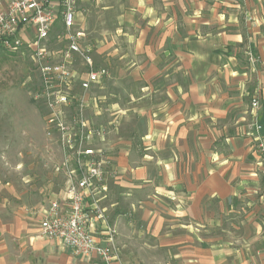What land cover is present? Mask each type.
I'll return each instance as SVG.
<instances>
[{
	"label": "crops",
	"instance_id": "obj_1",
	"mask_svg": "<svg viewBox=\"0 0 264 264\" xmlns=\"http://www.w3.org/2000/svg\"><path fill=\"white\" fill-rule=\"evenodd\" d=\"M120 5L116 37L132 52L116 47L117 59L128 60L126 74L140 84L139 95L129 93V107L118 112L121 128L126 113L147 123L140 146L122 134L110 143L109 168L117 174L106 179L99 205L121 263L159 264L156 252L179 249L190 258L178 264H264V176L257 142L247 125L233 134L219 126L227 120L236 127L248 111L254 114L252 103L221 94L223 71L240 97L259 99L264 141V0ZM187 9L191 16H184ZM240 44L259 69L234 67ZM223 59L229 62L221 67ZM249 71H256L255 78ZM51 166L39 170L52 172ZM51 175L30 197L0 178V264H103L40 236L45 211L63 198L67 184ZM104 223L93 220L102 240L108 237Z\"/></svg>",
	"mask_w": 264,
	"mask_h": 264
},
{
	"label": "built area",
	"instance_id": "obj_2",
	"mask_svg": "<svg viewBox=\"0 0 264 264\" xmlns=\"http://www.w3.org/2000/svg\"><path fill=\"white\" fill-rule=\"evenodd\" d=\"M77 1L0 0V51L16 54L26 49L31 53L39 77L36 100L48 110L47 136L61 149V162L55 169L65 174L67 184L63 198L52 200L45 211L40 236L59 241L75 256L122 264L113 231L99 205L107 191L112 159L111 151L97 142L106 141L107 131L88 117L97 102L93 90L110 74L107 68L97 66L88 34L77 23ZM59 25L60 35L52 37ZM55 38L63 44L59 49H51ZM259 108L254 99L250 134L257 142L258 167L264 176ZM94 219L105 222L107 238L97 236Z\"/></svg>",
	"mask_w": 264,
	"mask_h": 264
},
{
	"label": "rangeland",
	"instance_id": "obj_3",
	"mask_svg": "<svg viewBox=\"0 0 264 264\" xmlns=\"http://www.w3.org/2000/svg\"><path fill=\"white\" fill-rule=\"evenodd\" d=\"M124 1L126 0L77 1V23L88 34V43L93 49V58L97 66L107 68L110 74L100 87L93 90V96L97 98V102L88 112V117L95 126L104 127L107 131L106 141L103 144L97 142V145L106 147L110 151L112 150L110 143L115 141L119 134H122L124 138H134L135 144L140 146L139 143L143 142L140 137L146 132L147 127L144 119H132L130 113H126L124 121L127 124L124 123L121 128L120 121L122 118L118 114L121 109L129 107L126 104L129 100L128 94L139 95L137 89L140 87V84L133 83L126 74L124 68H127L128 60L119 62L117 59L119 52L116 53L115 51L116 47H121L130 55L132 52L131 46L125 41H121L120 38L117 40L116 37L118 15L122 10L120 4ZM199 1L202 0H194L197 3ZM203 1L213 4L226 3L227 0ZM178 2L185 5L191 0H178ZM224 8L220 7L221 10ZM191 15L192 12L188 9L184 13L186 17ZM60 33L61 25L57 26L52 37L60 35ZM110 42L113 44H109V47L104 49ZM62 45L55 38L51 42V49H59ZM236 49L238 57L232 62L239 72L248 71L247 67L252 70L257 68L256 59L251 60L244 57V44L237 45ZM129 59L131 58L129 57ZM228 62L227 59L221 60L220 66L228 65ZM249 72L255 78L256 71ZM219 81L221 94L228 93L231 98L235 99L243 98L246 105L249 102L251 104L255 99L253 98L254 94L240 97L235 89L238 88V85L231 76L223 73V71L219 76ZM38 92L39 77L35 72L31 53L26 49L16 54L0 51V178L11 180L16 184L17 192L23 191V194L27 192L29 197L44 189L47 182L52 179L51 174L53 173L56 175L54 177L57 178L56 183H60L62 178L65 183L67 182L65 174L55 169L56 164L61 162V149L55 141H51L47 136L48 110L42 102L36 100ZM256 99L259 101L258 98ZM117 101L120 103V107L116 105ZM146 104V100H144L143 105ZM253 118L254 114L248 111L245 118L236 123V127L233 122L229 123L227 120L221 121L219 126L221 129L226 127L228 134L237 132L236 128L239 129L244 125H247V129L251 131L250 125ZM142 148L144 147L141 146ZM42 164L47 166L51 164L52 166L49 168L53 173L49 169L46 171L39 170ZM116 174L114 171L111 172L109 168L107 178ZM65 188L66 185L62 188L61 193ZM142 253L147 255L150 252ZM156 253L160 259L159 264H178L180 260L190 258V256L180 252L179 249L174 252Z\"/></svg>",
	"mask_w": 264,
	"mask_h": 264
}]
</instances>
